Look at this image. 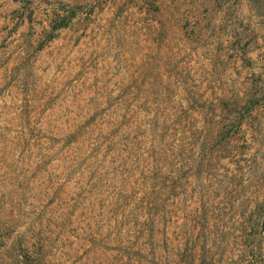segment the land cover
I'll return each mask as SVG.
<instances>
[{
	"label": "rangeland",
	"instance_id": "374dc122",
	"mask_svg": "<svg viewBox=\"0 0 264 264\" xmlns=\"http://www.w3.org/2000/svg\"><path fill=\"white\" fill-rule=\"evenodd\" d=\"M0 264H264V0H0Z\"/></svg>",
	"mask_w": 264,
	"mask_h": 264
}]
</instances>
